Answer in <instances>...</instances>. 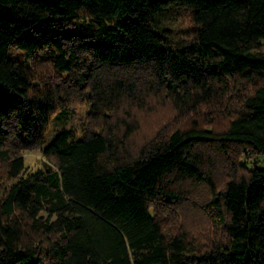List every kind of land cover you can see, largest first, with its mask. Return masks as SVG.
I'll return each instance as SVG.
<instances>
[{
    "label": "trees",
    "instance_id": "16d2710c",
    "mask_svg": "<svg viewBox=\"0 0 264 264\" xmlns=\"http://www.w3.org/2000/svg\"><path fill=\"white\" fill-rule=\"evenodd\" d=\"M169 10L188 18L181 36ZM83 103L90 131L46 144ZM160 106L172 117L144 134ZM251 156L264 0H0V264H264Z\"/></svg>",
    "mask_w": 264,
    "mask_h": 264
},
{
    "label": "rangeland",
    "instance_id": "374dc122",
    "mask_svg": "<svg viewBox=\"0 0 264 264\" xmlns=\"http://www.w3.org/2000/svg\"><path fill=\"white\" fill-rule=\"evenodd\" d=\"M164 22L165 26L171 30V34L175 33V36H181L188 25V18L182 13L180 14L177 11L169 10L167 15L165 16ZM170 109L171 108L167 106H160L153 112H142L141 119L143 121L142 130L145 131L144 134H150L152 130L159 128L167 120H169L173 115ZM90 110V104L83 103L76 106V108L73 110L58 112L57 114H55L49 124V130L45 136L46 144L50 143L55 135L63 130L72 131L74 134L73 138L82 137L84 134H86V132L90 131ZM23 154L25 162L28 165L29 169L33 170L44 165L45 157L43 156L41 150H28ZM241 160L248 167H252L254 163L257 162L261 166H264V156L243 157ZM189 216L192 217L191 215ZM192 219L195 221L194 217ZM199 220L205 223V219L203 216L197 217L196 221Z\"/></svg>",
    "mask_w": 264,
    "mask_h": 264
}]
</instances>
